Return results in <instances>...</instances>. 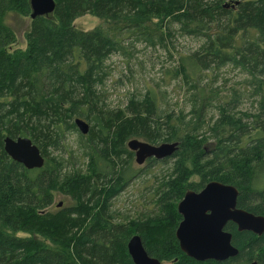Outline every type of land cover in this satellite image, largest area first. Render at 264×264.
Returning a JSON list of instances; mask_svg holds the SVG:
<instances>
[{
    "label": "trees",
    "instance_id": "1",
    "mask_svg": "<svg viewBox=\"0 0 264 264\" xmlns=\"http://www.w3.org/2000/svg\"><path fill=\"white\" fill-rule=\"evenodd\" d=\"M30 13L29 0H0V264H134L127 250L133 233L150 256L169 264H264V232L257 236L228 223L238 253L221 262L188 257L175 237L177 202L187 186L180 182L188 183L193 174L199 181L192 188L211 180L233 185L237 207L264 216V0H55L52 13L34 19ZM86 14L101 22L89 30L76 27L74 20ZM25 17L26 48L11 49L16 21ZM173 26L199 40L196 49L179 56L181 73L194 88L191 114H170L159 89L150 87L128 93L123 106L111 105L107 61L126 56L127 38L163 43ZM225 65L253 80L251 94L259 91V106L224 124L229 117L221 105L224 112L207 126L211 136L205 137L196 131L204 128L210 103L193 85L204 72ZM120 85L119 79L112 84ZM244 116L249 120L242 121ZM76 118L88 124L86 134ZM77 131L88 174L67 172L62 159L49 157L53 150L60 158L67 135ZM6 136L29 138L44 157L43 167L26 169L10 159L3 149ZM134 138L178 142L161 162L174 160L179 174L160 194L158 206L167 218L135 226L109 216V199L141 173L131 169L134 153L127 141ZM113 179L115 189L106 190ZM56 194L73 204L60 201L51 208Z\"/></svg>",
    "mask_w": 264,
    "mask_h": 264
},
{
    "label": "rangeland",
    "instance_id": "2",
    "mask_svg": "<svg viewBox=\"0 0 264 264\" xmlns=\"http://www.w3.org/2000/svg\"><path fill=\"white\" fill-rule=\"evenodd\" d=\"M21 19L16 21L15 28H19L17 29V41L11 46V49L20 48L24 50L26 48V40L21 29L29 23L30 19L29 17ZM100 22L98 18L86 14L76 18L73 23L80 29L89 30ZM173 27L175 29L169 34L166 31L163 43L150 44L145 40L127 38L123 43L126 47L124 53L126 56L122 54L113 55L107 61L111 74L106 80V87L108 101L111 105L123 106L124 97L128 93H143L145 87H150L159 89L162 102L170 114H191V105L195 103L194 88L189 85L191 83L187 82L181 73L179 56L196 49L199 40L183 36L176 30V26ZM120 52L122 53V50ZM176 67H178L177 70ZM200 77V84L193 86L205 92L210 104L207 106L206 112L203 113L206 122L204 128L196 131L199 135L204 132L206 133L205 137L211 136L206 131L207 126L214 125L220 112H224V108L227 109L229 117L224 121V124H228L239 116L252 115L257 110L260 93L258 91L256 95L251 94L256 84L239 69L225 65L214 69L212 72H204ZM118 79L121 81V85L119 87L112 86ZM244 120L249 119L244 116L242 121ZM78 135V131L67 135L65 150H62L63 153H61L60 158H58L60 153L53 150H50L49 157L62 159L67 172L81 170L88 174L90 173L88 157L85 156V151L81 149L82 142ZM210 140L212 139L209 138L208 142ZM114 159L117 164L121 163L120 159L116 157ZM151 159H146L142 165H138L134 160V154L132 155L130 159L131 169L141 173L131 178L123 190L118 191L109 199V216L112 221L116 223L129 222L135 226L137 223L145 221L144 219L157 221L167 218V212L158 206L160 194L162 191L170 189L171 181L177 179L179 174L174 172L176 165L174 160L164 163L161 162L162 159L159 162L148 164ZM185 165L192 166L188 161H185ZM115 179L108 184L106 190L115 189ZM198 181L199 176L193 174L189 176L188 183H180L182 186L187 185L184 191H198L191 187ZM60 201L67 206L74 202L67 195L56 194L51 208H55ZM133 234L139 235V233ZM15 235L23 237L24 233L17 232ZM161 264L169 263L163 261Z\"/></svg>",
    "mask_w": 264,
    "mask_h": 264
},
{
    "label": "water",
    "instance_id": "3",
    "mask_svg": "<svg viewBox=\"0 0 264 264\" xmlns=\"http://www.w3.org/2000/svg\"><path fill=\"white\" fill-rule=\"evenodd\" d=\"M237 3V2H236ZM31 19L52 13L55 0H29ZM78 130L86 134L88 124L79 118L74 120ZM127 147L134 152L136 164L146 159L161 160L174 154L178 142L150 144L139 139L127 141ZM3 149L10 159L26 169H38L44 165L40 149L27 137H4ZM238 190L230 184L211 180L200 190H187L177 202L181 219L175 229L180 250L188 257L202 261H225L237 255L232 245V235L224 229L227 222L236 225L238 231H250L261 235L264 232V216L237 207ZM128 254L134 264H161L144 248L141 237L132 235L127 242ZM248 264H260L256 260Z\"/></svg>",
    "mask_w": 264,
    "mask_h": 264
},
{
    "label": "flooded vegetation",
    "instance_id": "4",
    "mask_svg": "<svg viewBox=\"0 0 264 264\" xmlns=\"http://www.w3.org/2000/svg\"><path fill=\"white\" fill-rule=\"evenodd\" d=\"M134 153V152H133ZM153 159V158H152ZM165 159V158H164ZM156 160V159H155ZM162 160V159H161ZM157 161H160V160H157ZM180 219H181V216H180ZM179 223V222H178ZM228 223H232V222H227V224ZM226 224V225H227ZM232 224H234V223H232ZM226 225H225V227H224V229L226 230V231H229L228 229H226ZM235 225V224H234ZM236 226V225H235ZM236 229H237V227H236ZM245 231V230H244ZM230 232V231H229ZM250 232V231H249ZM231 233V232H230ZM231 235H232V233H231ZM256 235V234H255ZM257 236H260V235H257Z\"/></svg>",
    "mask_w": 264,
    "mask_h": 264
}]
</instances>
